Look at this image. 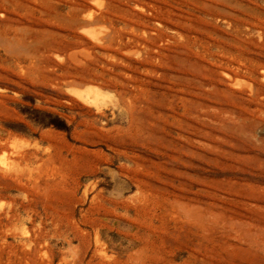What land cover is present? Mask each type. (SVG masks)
Wrapping results in <instances>:
<instances>
[{"label": "rangeland", "instance_id": "obj_1", "mask_svg": "<svg viewBox=\"0 0 264 264\" xmlns=\"http://www.w3.org/2000/svg\"><path fill=\"white\" fill-rule=\"evenodd\" d=\"M0 264H264V0H0Z\"/></svg>", "mask_w": 264, "mask_h": 264}, {"label": "bare ground", "instance_id": "obj_2", "mask_svg": "<svg viewBox=\"0 0 264 264\" xmlns=\"http://www.w3.org/2000/svg\"><path fill=\"white\" fill-rule=\"evenodd\" d=\"M236 84V83H235ZM87 99H89L93 104H96L97 102H99L103 96L100 93V91L98 89H93V90H89L87 92Z\"/></svg>", "mask_w": 264, "mask_h": 264}, {"label": "trees", "instance_id": "obj_3", "mask_svg": "<svg viewBox=\"0 0 264 264\" xmlns=\"http://www.w3.org/2000/svg\"><path fill=\"white\" fill-rule=\"evenodd\" d=\"M43 127H54L59 130H63L66 132H69V129L62 123V124H56V123H40Z\"/></svg>", "mask_w": 264, "mask_h": 264}]
</instances>
